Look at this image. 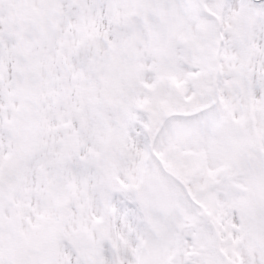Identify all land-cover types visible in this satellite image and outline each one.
Returning <instances> with one entry per match:
<instances>
[{
	"label": "snow or ice",
	"instance_id": "obj_1",
	"mask_svg": "<svg viewBox=\"0 0 264 264\" xmlns=\"http://www.w3.org/2000/svg\"><path fill=\"white\" fill-rule=\"evenodd\" d=\"M0 264H264V0H0Z\"/></svg>",
	"mask_w": 264,
	"mask_h": 264
}]
</instances>
